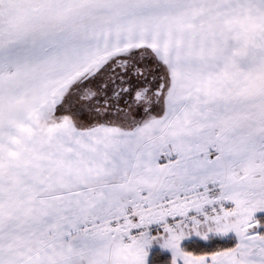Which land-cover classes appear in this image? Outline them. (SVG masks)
<instances>
[{
    "label": "snow or ice",
    "instance_id": "snow-or-ice-1",
    "mask_svg": "<svg viewBox=\"0 0 264 264\" xmlns=\"http://www.w3.org/2000/svg\"><path fill=\"white\" fill-rule=\"evenodd\" d=\"M0 264H264V0H0Z\"/></svg>",
    "mask_w": 264,
    "mask_h": 264
}]
</instances>
